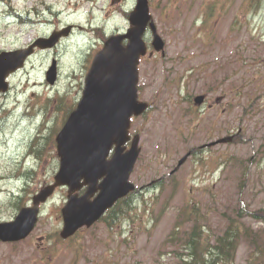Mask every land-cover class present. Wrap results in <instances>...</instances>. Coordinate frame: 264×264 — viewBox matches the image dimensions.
I'll use <instances>...</instances> for the list:
<instances>
[{
  "label": "rangeland",
  "instance_id": "rangeland-1",
  "mask_svg": "<svg viewBox=\"0 0 264 264\" xmlns=\"http://www.w3.org/2000/svg\"><path fill=\"white\" fill-rule=\"evenodd\" d=\"M149 1L164 48L138 65L139 98L150 107L130 128L139 134L141 150L126 213L113 218L116 210L111 226L97 222L71 240H59L67 189L58 187L40 204L27 238L0 242V264H184L186 249L168 240L190 202L204 212L209 241L224 232L230 217L250 233L251 244L239 238L233 264H264V0ZM134 5L135 0H0V50L26 47L72 25L52 48L36 49L10 76L9 92L0 94V222L17 214L18 191L25 201L53 181L54 143L46 144L42 156L31 149H40L42 135L54 138L65 107L78 98L84 80L79 61L101 44L97 27L108 35L126 29L125 11ZM52 61L58 77L50 85L45 73ZM199 94H206L200 106L193 102ZM227 135L236 137L177 165L189 150ZM36 138L41 139L34 143ZM188 226L183 222L178 235Z\"/></svg>",
  "mask_w": 264,
  "mask_h": 264
},
{
  "label": "water",
  "instance_id": "water-1",
  "mask_svg": "<svg viewBox=\"0 0 264 264\" xmlns=\"http://www.w3.org/2000/svg\"><path fill=\"white\" fill-rule=\"evenodd\" d=\"M129 23L125 33L110 36L95 54L82 97L56 136L60 166L54 182L33 196L32 206L21 208L13 220L0 222V241L24 239L35 226L38 204L57 186L68 187L67 201L61 208L63 225L59 232L64 239L80 227L92 225L117 199L134 188L129 176L140 151L139 135L132 137L129 148L126 149L124 143L130 139V116L139 115L148 107V103L137 99V65L139 57L146 53L143 34L147 26L152 31L155 50H161L164 42L151 20L148 0L136 1L129 14ZM69 29L40 38L29 48L0 52V92L8 89L6 78L24 65L34 45L52 46L61 35H67ZM124 39H127L126 44L122 43ZM56 72L53 62L46 73L50 84L54 83ZM203 98L204 95H197L194 101L200 104ZM232 138L233 135L223 136L203 146L226 143ZM112 145L115 149L108 159ZM189 155L190 151L177 165ZM82 186H86L85 191L79 195L77 191Z\"/></svg>",
  "mask_w": 264,
  "mask_h": 264
},
{
  "label": "trees",
  "instance_id": "trees-1",
  "mask_svg": "<svg viewBox=\"0 0 264 264\" xmlns=\"http://www.w3.org/2000/svg\"><path fill=\"white\" fill-rule=\"evenodd\" d=\"M213 5H208V8L204 10V22L208 21V17H210L211 10ZM15 202L16 208H19L21 205L20 198H16ZM124 201V207L129 205V199L126 197L121 200L119 203L122 204ZM119 204V205H120ZM121 207L117 209V213L113 215V218L117 216H122L126 213V208ZM181 211L182 216L178 219L175 224V229L170 232L169 242L179 243L181 247L186 249V259H182L184 264H233L236 248L239 242V238L244 237L249 244L252 243V237L250 233L246 230L240 231V227L235 222V217H230V221L226 226L224 232L221 235L216 236L215 238L209 241L207 238V234L205 233V215L201 210L200 206L197 203H189L184 209ZM240 213V209H237ZM115 212V210L113 211ZM112 217L104 216L102 217V221L106 222L109 226L113 220ZM259 219L264 220V217H259ZM183 222H188V230L183 231L182 235H178L180 233L179 228H181ZM59 240L60 237L56 234ZM72 239V238H71Z\"/></svg>",
  "mask_w": 264,
  "mask_h": 264
},
{
  "label": "flooded vegetation",
  "instance_id": "flooded-vegetation-1",
  "mask_svg": "<svg viewBox=\"0 0 264 264\" xmlns=\"http://www.w3.org/2000/svg\"><path fill=\"white\" fill-rule=\"evenodd\" d=\"M105 38H106V37H105ZM100 39H101V44H100V45L97 44L96 47L91 46L90 49H87L85 55H84L83 58H81V60L79 61V63L81 64V67H82V69H83V73H82V75H84V76L86 75V73H87V71H88V69H89V66H90V64H91V61H92V58H93L95 52H96L97 50H99V48L101 47V45H102L103 42H104V36H98V40H97L98 43H100V42H99ZM35 50H36V49H35ZM82 85H83V83L81 84V87L78 89V92H77V94H78V98L80 97V95H81V93H82V89H83ZM78 98H76V99H78ZM76 99L74 100V102H77ZM205 100H206V96H205L204 101H205ZM216 101H217V104H218L221 100L216 99ZM75 104H76V103H75ZM208 108H211V106H208ZM219 116H220V114H219V112H218L217 117H219ZM40 139H41V138H40ZM44 139L46 140V142L44 141ZM39 142H40V141H39ZM49 142H51L50 139H48V138L45 137V136H42V140H41L40 143L47 144V143H49ZM31 148H32V146H31ZM31 151L33 152V150H31ZM191 152H192V151H191ZM111 153H112V150L110 151V153H109V155H108V158L110 157ZM23 188H24V187H23ZM23 188H22V189H23ZM22 191H23V190H22ZM22 191H18L16 194H21L20 192H22Z\"/></svg>",
  "mask_w": 264,
  "mask_h": 264
}]
</instances>
